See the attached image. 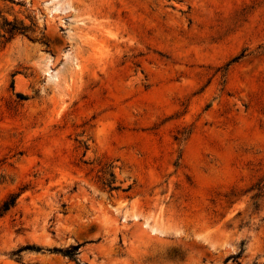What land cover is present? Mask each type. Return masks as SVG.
Returning a JSON list of instances; mask_svg holds the SVG:
<instances>
[{
  "label": "rangeland",
  "instance_id": "1",
  "mask_svg": "<svg viewBox=\"0 0 264 264\" xmlns=\"http://www.w3.org/2000/svg\"><path fill=\"white\" fill-rule=\"evenodd\" d=\"M0 213V264H264V0H0Z\"/></svg>",
  "mask_w": 264,
  "mask_h": 264
},
{
  "label": "trees",
  "instance_id": "2",
  "mask_svg": "<svg viewBox=\"0 0 264 264\" xmlns=\"http://www.w3.org/2000/svg\"><path fill=\"white\" fill-rule=\"evenodd\" d=\"M11 206V203H8L6 202L3 206V209L2 211H6L7 209H9V207ZM2 213H0V216H1ZM78 248V246H73V247H70L69 249L65 250V251H62V250H56L57 252H62L66 255H68L69 257H72L73 256V251H75L76 249Z\"/></svg>",
  "mask_w": 264,
  "mask_h": 264
},
{
  "label": "bare ground",
  "instance_id": "3",
  "mask_svg": "<svg viewBox=\"0 0 264 264\" xmlns=\"http://www.w3.org/2000/svg\"><path fill=\"white\" fill-rule=\"evenodd\" d=\"M136 218V217H135ZM137 219V218H136ZM154 231V230H153ZM154 233V232H153Z\"/></svg>",
  "mask_w": 264,
  "mask_h": 264
}]
</instances>
